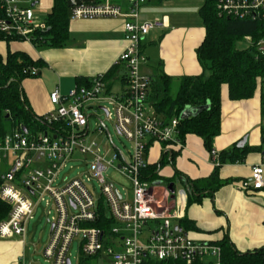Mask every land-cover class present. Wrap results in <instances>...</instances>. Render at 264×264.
<instances>
[{"label": "built area", "instance_id": "obj_1", "mask_svg": "<svg viewBox=\"0 0 264 264\" xmlns=\"http://www.w3.org/2000/svg\"><path fill=\"white\" fill-rule=\"evenodd\" d=\"M146 2L128 0L127 11L112 0H94L70 8L74 20L127 21L128 46L118 61L127 69V88L122 95L106 97L112 109L104 111L108 120L114 121L118 134L131 143L129 158L114 146L104 123L97 131L107 133L113 153L89 140L85 106L99 101L106 91L104 75L93 78L90 88L82 92L74 89L63 95L57 87L50 95L54 109L41 117L48 131L33 135L20 125L0 140V165L10 160L9 169L2 175L0 200L11 207L9 217L0 223V238L25 237L36 206L45 201L55 209L50 220V241L44 251V257L53 264L71 261L70 249L76 239H80L83 257L101 259L107 264H194L209 258L222 264V248L217 243L194 240L174 223L184 217L188 191L174 185V193L167 187L162 192L159 185L142 178L149 143H177L180 122L174 117L164 123L156 116L149 101L151 78L140 70L147 60L142 41L165 25L161 19L140 20L139 8ZM23 3L24 0H0V42L34 44L35 33L46 30V22H40L33 8L24 7ZM216 13L219 18L264 22V0H216ZM244 40L255 56L264 57V37L256 41L253 36H245ZM39 71L37 67L29 69L33 76H38ZM76 154L84 157L81 163L85 170L75 178L65 175L60 179ZM211 161L220 166L215 150ZM110 170L127 178L129 188L122 192L116 187L107 175ZM94 180L101 189L98 198ZM241 189L247 193L264 189V161L253 167L250 178L241 182ZM100 201L115 223L107 234L87 226L97 221Z\"/></svg>", "mask_w": 264, "mask_h": 264}, {"label": "crops", "instance_id": "obj_2", "mask_svg": "<svg viewBox=\"0 0 264 264\" xmlns=\"http://www.w3.org/2000/svg\"><path fill=\"white\" fill-rule=\"evenodd\" d=\"M205 1L147 0L139 8L142 22L161 19L165 23L163 28L151 31L142 41V51L147 59L141 65L142 74L155 79L164 73L179 79L203 73L197 50L206 36L205 22L200 13ZM112 2L125 11L129 9L128 0ZM23 5L32 7L37 19L40 14H44L46 22L54 0H24ZM126 22L124 19L108 18L74 20L70 16L68 42L58 49H39L29 42H0V56L4 61L9 52H22L41 64L39 75L25 79L21 86L23 99L34 115L43 117L51 112L54 109L50 102L51 93L58 87L63 95H67L78 88V78L92 81L104 75L105 93L112 94L115 88L118 89L117 95L126 91L127 69L118 62L128 46ZM112 69V74L106 76ZM221 102V132L213 139L212 149L220 154L247 137L246 145L239 148L247 149L243 162H226L215 166L203 139L189 134L182 140L178 137L177 143L173 144L149 143L146 163L148 166L159 165V168L156 171L157 178L148 181L156 185L165 183L159 185L164 191L173 183L177 173L179 182L174 185L189 192L190 187L181 178L208 187L205 181L218 168L219 179L227 183L198 202L189 203L187 194L182 220L187 219L190 225L181 228L197 241L219 243L227 237L237 251L246 253L264 247V189L255 193L241 189V182L250 178L253 167L264 161L261 93L257 90L252 98L231 100L228 86L223 85ZM41 132L39 130L36 134ZM4 137L0 136V140ZM9 166L10 160L0 165L7 170ZM3 174L0 172V177ZM107 214L110 216L108 210ZM182 220L174 223L180 226ZM28 224L25 237L0 238V264H19L23 261L25 264H36L29 259L26 250Z\"/></svg>", "mask_w": 264, "mask_h": 264}, {"label": "trees", "instance_id": "obj_3", "mask_svg": "<svg viewBox=\"0 0 264 264\" xmlns=\"http://www.w3.org/2000/svg\"><path fill=\"white\" fill-rule=\"evenodd\" d=\"M200 13L206 27L205 39L197 50L203 73L179 79L162 73L151 79L149 101L164 123L170 122L174 117L179 118L187 107L209 105V109L199 116L180 120L179 139L182 140L189 134L197 135L203 139L211 155L214 150L213 139L221 132L223 85L228 86L231 100L252 98L258 90L261 93L264 116V57L255 56L253 49L237 48V42L245 36H253L256 41L264 37V22L219 18L216 13V0H206ZM69 21L70 8L67 6V0H54L52 11L46 19L47 28L35 33L34 45L39 49L63 48L69 39ZM31 67L40 68L41 64L25 53L9 52L5 61L0 56V136L12 133L20 125L33 135L39 130H49L41 117H37L30 110L21 93L22 82L33 77L29 72ZM112 72L113 69L106 76H110ZM77 82L79 92L91 86V80L88 79L78 78ZM262 142L264 144V134ZM246 153V148L241 150L237 146L222 151L219 154L220 165L226 162H243ZM158 168L159 165H146L141 173L142 178L156 179ZM2 181L0 177V186ZM185 182L190 187L189 203L200 201L203 196L211 195L227 183L219 179L218 168L211 178L205 181L208 182L209 188L201 187L200 183L189 179H185ZM104 205V202L100 201L97 221L87 226L100 228L107 234L114 221L108 216ZM10 211L11 207L0 200V223L8 218ZM189 225L190 222L184 219L180 227L185 229ZM217 244L222 248V264H264V247L241 253L227 237ZM177 264L186 263L179 261Z\"/></svg>", "mask_w": 264, "mask_h": 264}, {"label": "rangeland", "instance_id": "obj_4", "mask_svg": "<svg viewBox=\"0 0 264 264\" xmlns=\"http://www.w3.org/2000/svg\"><path fill=\"white\" fill-rule=\"evenodd\" d=\"M38 12V11H37ZM36 12V14H37ZM38 15V14H37ZM45 15L40 14L38 16V20L40 22H45ZM237 48L240 50H248L251 49V45L243 40L237 42ZM118 89H114L112 94L108 95L103 92V94L99 97V101H93L88 103L85 106V112L90 117V130L91 135L89 137L90 141H96L101 147L106 146L111 153H113V147L110 144V139L105 132L103 135L100 134L97 130L101 126L102 123L107 127L109 134L112 138L114 146L123 152V154L129 158V152L133 151L132 145L128 142L124 137H121L116 128L114 121H109L106 115V112L103 109H112V106L109 105L108 101L105 100L106 97L116 96L115 94ZM102 108V109H101ZM262 127L264 128V117L262 121ZM84 157L76 154L75 160L70 161L66 168L61 172L60 179H63L65 175H68L70 179L75 178L80 172L85 170V167L82 166L81 160ZM6 168L0 167V172L5 173ZM110 180H113L116 187H118L122 192H124L123 188H129V181L127 178L120 175L115 170H110L107 173ZM175 179L173 183L177 185L179 182L177 180V173L175 174ZM93 186L95 187L94 193L96 198H98L101 194L100 185L97 180L93 181ZM167 186V185H164ZM165 188V187H164ZM185 189V188H184ZM188 189V188H187ZM185 191H187L185 189ZM163 192V191H162ZM55 214V209L52 205H46V202H42L40 205L36 206L33 218L29 221L27 236H26V250L28 253V257L31 261L36 264H53V262L44 257V251L49 244L50 241V231H51V219ZM70 259L72 264H107L102 260L97 259H86L83 257L80 252V239L74 240L71 249H70ZM217 264V259L209 258L203 261V264L210 263Z\"/></svg>", "mask_w": 264, "mask_h": 264}, {"label": "water", "instance_id": "obj_5", "mask_svg": "<svg viewBox=\"0 0 264 264\" xmlns=\"http://www.w3.org/2000/svg\"><path fill=\"white\" fill-rule=\"evenodd\" d=\"M94 0H68L67 5L69 8H71L74 5H80L83 3H93ZM33 4L32 6H34ZM209 109V105L202 106V107H187L180 115L179 120H187L190 118H195L199 116L202 112L205 110ZM25 132H27V129H24ZM247 143V137H245L238 145V148H243ZM163 182H159L158 185H162ZM167 189L171 192L174 193V183H170L167 186ZM67 264H71V261L69 260Z\"/></svg>", "mask_w": 264, "mask_h": 264}, {"label": "flooded vegetation", "instance_id": "obj_6", "mask_svg": "<svg viewBox=\"0 0 264 264\" xmlns=\"http://www.w3.org/2000/svg\"><path fill=\"white\" fill-rule=\"evenodd\" d=\"M163 184H165V183H163ZM163 184H162V185H163Z\"/></svg>", "mask_w": 264, "mask_h": 264}]
</instances>
